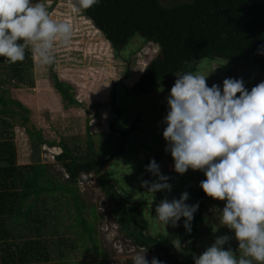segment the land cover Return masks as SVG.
<instances>
[{
	"label": "rangeland",
	"instance_id": "rangeland-1",
	"mask_svg": "<svg viewBox=\"0 0 264 264\" xmlns=\"http://www.w3.org/2000/svg\"><path fill=\"white\" fill-rule=\"evenodd\" d=\"M74 2L43 0L53 19L66 22L73 29L70 45L54 50L56 61L53 65H42L30 50L26 51L24 61L14 64L6 63L0 57V93L17 100L28 110L23 113L12 106L17 113L14 117L0 115V145H11L15 165L21 170L32 164L33 156L38 157L48 176L63 185L70 183L62 162L56 160L62 152L61 145L64 144L79 159L90 157L93 155L91 151L94 152L99 172L81 173L75 187L84 208L83 215L92 226L96 249L87 237L76 236L80 234L79 228H67L74 224L70 218L73 206L69 203L67 211L64 202L67 197L52 200L47 196L44 199L46 205L36 209L37 216H43L41 226L32 223L19 233L9 216L3 218L7 233L0 236V257L7 255L6 261L10 263L9 256L17 259L20 251H26L33 257H25L28 261L24 264H132V255L140 249H147L149 261L157 258L168 264L170 260L165 257L170 256L176 264H194V256L201 255L217 237L224 235L231 237L225 249L230 247L238 254L234 232L219 223V211L224 207L222 201L205 199L204 223L195 235V242L181 239L180 221L177 227L171 224L164 227L153 218L155 207L162 200L179 199L185 191L191 198L202 190L200 182L205 179L202 172L191 169L183 176L177 174L171 154L165 152L167 145L163 131L166 125L163 120L176 75L168 88L155 87L149 94L141 96L128 95L146 66L158 56V46L135 36L116 52L91 21L81 12L72 10ZM159 2L171 7L188 1ZM194 72L209 74V86L219 84L222 87L224 79L235 78L243 79L250 91L264 81V74L249 60L205 59ZM56 81L69 86L76 105L66 108L67 100L56 89ZM117 112H121L120 116ZM24 118L28 121L25 122ZM117 120L120 123L118 129ZM133 123L136 128L125 139ZM123 144L124 148L119 147ZM148 159H155L161 173L170 178V192L152 194L142 186L144 180H157L146 171ZM0 166L3 163L0 162ZM100 175L107 177L121 201L142 203L141 216L148 223L144 236L167 241V251L150 243L140 245L133 229L122 226L119 222L122 212L117 215L115 203L102 191ZM14 190L11 187L9 191ZM28 244L29 248L26 247ZM2 258L0 264H4Z\"/></svg>",
	"mask_w": 264,
	"mask_h": 264
},
{
	"label": "clouds",
	"instance_id": "clouds-1",
	"mask_svg": "<svg viewBox=\"0 0 264 264\" xmlns=\"http://www.w3.org/2000/svg\"><path fill=\"white\" fill-rule=\"evenodd\" d=\"M100 2L75 0L72 10L80 13ZM72 34V26L53 19L43 0H0V57L6 63L24 61L30 50L42 65H53L54 50L69 46ZM208 77L199 72L176 75L163 120L165 152L171 154L177 174L202 172V191L224 202L219 223L234 232L238 254L224 247L230 236H219L193 257L194 264H264V81L249 91L243 79L226 78L221 87L209 86ZM146 171L157 178L142 182L148 193L171 191L170 178L155 159ZM188 199L185 191L179 199L162 200L153 218L164 227H177L183 218L191 232L199 203L189 205ZM146 253L136 251L132 264H164L157 258L149 261Z\"/></svg>",
	"mask_w": 264,
	"mask_h": 264
},
{
	"label": "trees",
	"instance_id": "trees-1",
	"mask_svg": "<svg viewBox=\"0 0 264 264\" xmlns=\"http://www.w3.org/2000/svg\"><path fill=\"white\" fill-rule=\"evenodd\" d=\"M187 1L166 7L159 0H101L100 4L93 8L81 11L116 52L135 36L158 46V56L146 66L128 95L149 94L155 87L168 88L175 75L194 72L205 59L249 60L264 74V49H261V45H264V0ZM55 87L67 100L66 108L77 104L73 95L69 93L68 85L56 81ZM12 106H16L23 113L28 112L17 100L6 97L5 93L1 92L0 115L14 117L17 113ZM117 114L120 116L121 112ZM24 121L27 122L28 119L24 118ZM117 121L115 125L118 129L120 123ZM135 128L136 124L133 123L125 134V139ZM37 136L40 138L38 133ZM89 144L92 150V143ZM119 147L124 148L125 145ZM61 149L62 152L56 160L62 162L70 184L63 185L52 180L45 165L36 156H33L30 166L19 169L15 165L11 145L4 143L0 145V162L3 163V166H0V236L7 233L3 220L5 216L13 220L14 228L20 233L32 223L37 222L40 226L43 224L41 221L43 216H37L36 209L46 205L44 199L47 196L52 200L67 197L64 199L66 206L70 203L74 210L70 217L74 224L68 225L67 228L69 230L79 228L80 234L76 236L87 237L96 249V241L92 238V226L88 225L83 215L84 208L75 184L81 173H98L96 170L98 161L93 151L92 156L79 159L64 144L61 145ZM150 161L151 159H148L147 165ZM99 180L103 181L102 191L115 203L117 215L122 212L119 222L123 227L133 229L132 232L136 233L135 237L139 244L150 243L159 250H166L165 246L169 244L167 241L144 236L148 223L141 216L142 203L121 201L105 175H100ZM11 187L15 190L9 191ZM206 198L205 193L200 190L186 201L189 205L199 203V209L191 222V232L186 231L184 219L181 218L180 236L183 241L191 239L195 242V235L204 223L203 208ZM28 245L27 248L30 247V244ZM31 254L20 251L17 259L9 256L10 263L6 261L7 255L0 258L4 264H24L28 261L25 257L29 255L30 258L33 257ZM165 258L170 260L168 264H176L170 256Z\"/></svg>",
	"mask_w": 264,
	"mask_h": 264
}]
</instances>
